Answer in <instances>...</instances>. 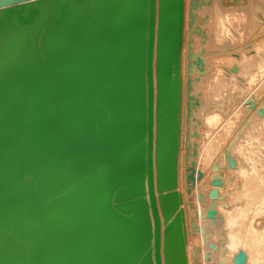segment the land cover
I'll use <instances>...</instances> for the list:
<instances>
[{"label":"water","instance_id":"water-1","mask_svg":"<svg viewBox=\"0 0 264 264\" xmlns=\"http://www.w3.org/2000/svg\"><path fill=\"white\" fill-rule=\"evenodd\" d=\"M185 0H0V264H189Z\"/></svg>","mask_w":264,"mask_h":264},{"label":"rangeland","instance_id":"rangeland-1","mask_svg":"<svg viewBox=\"0 0 264 264\" xmlns=\"http://www.w3.org/2000/svg\"><path fill=\"white\" fill-rule=\"evenodd\" d=\"M202 3L208 9L207 25L211 29L219 23L220 16L228 17L225 27H231L236 35L225 38L230 52L239 56L240 50L254 47L255 51L252 65V61L244 59L236 71L227 66L231 76L225 91L218 94L216 104L211 100L216 81L209 80L214 73L208 69L202 76L194 77L193 87L199 90L191 101L195 108L191 127L194 122L196 142L190 147L196 152L192 163L195 181L189 185L188 198L194 231L191 243L198 250L194 261L196 264H264V0H201ZM201 22L204 24L206 20ZM200 34L199 37L203 36V32ZM190 36L198 51H213L211 36L202 40L195 33ZM253 65L258 68V74L248 81L244 77H250ZM212 115L217 120L209 121ZM213 189L216 194L211 192ZM253 229H259V233L255 235ZM248 234L252 239L263 235L257 239L262 240L261 250L256 247L261 240L256 243L248 239ZM248 242L255 244L251 245L256 248H253L256 254ZM250 252L252 256L255 254L251 258Z\"/></svg>","mask_w":264,"mask_h":264},{"label":"bare ground","instance_id":"bare-ground-1","mask_svg":"<svg viewBox=\"0 0 264 264\" xmlns=\"http://www.w3.org/2000/svg\"><path fill=\"white\" fill-rule=\"evenodd\" d=\"M204 14H205V16H204ZM202 17H205V19H202ZM207 17H208V9H207V7H205V5L203 3L201 4V0H185V28H184V45H183V54H182L183 111H182L181 150H180V155H179V191L181 192L182 197H183L182 207L185 211V218H186V227H187V234H188L187 252H188L189 264H196V262L194 261V258H195L194 256L196 255V252L198 251V250L197 251L195 250V247H192V243H191V235L193 234L194 231L192 229V218H191L192 211H191V207H190L189 199H188L189 198V185L194 184V181H195V176H194V173L192 171V168H193L192 163L195 162L196 152H194L195 151L194 148L192 150L190 148L191 145L194 142H196L195 137L193 135V133L195 132V130H194L195 123L194 122H193V128L191 127V121H193V117L195 114V108H194V105L191 101H192L193 96L195 97V95H196L195 93H199V90H196L195 87H193L196 84L194 82V77L196 75L202 76L203 73L206 72L208 69L212 73H214L211 77H209V80L216 81V82H214L215 84L212 85V90L215 91L214 92L215 94L211 97V100H213V103L216 104V101L218 99V94H220L221 91H225V87L227 86V83L229 82L228 81L229 76H231V74L228 75L229 71L227 70V66H232L234 68V70L236 71L241 66L242 61L244 59H245L244 60L245 62L252 61L250 63V65H252L254 63L253 53L255 51L254 47H250L249 51L244 49L243 52H241V50H240L241 55H239V56L234 55L232 52H230V50L227 48L228 45H226V43H225L226 36H228V37L232 36V37L236 38L235 31L231 30V27H228V28L225 27V20H229L228 17H226V19H225V16H220L221 18L219 19V23L217 25H215L213 29H211L207 25V22H209ZM205 20H206V22H205ZM201 21H204L205 23L202 24ZM200 30L201 31L203 30L202 31L203 36H201V37H199V35H202V34H200V33H202V32H200ZM194 33L197 35V38H200L201 40L204 39L205 36L206 37L208 35L211 36L212 45H213V49H211V50H213V51H211L210 53L209 52L204 53L200 50L198 51V49L192 43V36H190V34H194ZM254 66L255 65H253L251 67L250 72H252V74H250V77L245 76L244 79H246L248 81L249 80L253 81L255 79L256 75L258 74L257 73L258 68H255ZM262 71H264V68L262 69ZM217 103H218V101H217ZM209 118H210L209 121L217 120L216 115H212ZM262 119H264V118H262ZM191 128H192V130H191ZM229 157H231V156H229ZM232 159L233 158L231 157V160ZM234 162L232 164H234ZM237 164H239V163L237 162ZM235 165H236V162H235ZM228 166L230 168L232 167L230 165H228ZM238 167H240V166H238ZM232 168H234V167H232ZM235 168H237V166ZM244 170H246V169H244ZM242 172H244V171L242 170ZM242 177H244V175ZM263 182H264V180H263ZM215 190L217 191V189H215ZM211 192H214L216 194L214 189ZM214 193H211V194L213 195ZM263 203H264V200H263ZM231 218H232V216H231ZM231 218H230V220L228 219L230 222L233 220V219L231 220ZM226 220H227V217H226ZM249 229H251V227ZM258 230L259 229H253L252 231H254V234L256 235L259 233ZM250 235H253V234L251 233ZM259 236H260V234H259ZM247 237H249L248 239H252V238H250L249 234ZM255 237H257V236H255ZM258 237L256 239H252V240L253 241L255 240L256 243L257 242L259 243L261 238H263V235H262V237L260 236L261 238L259 241L257 240ZM238 240L240 241L239 238H238ZM247 241H249V240H247ZM248 244H249V242L247 243V245ZM251 244L252 243L250 242L249 245L252 247V245L254 243L252 245ZM261 244H262V240L258 244L259 246L258 245L256 246V247H258L257 249L260 248ZM253 248H255V247H252V249ZM255 249H253V251ZM259 250H261V248ZM262 252H263V250H262ZM254 253L256 254V250L254 251ZM257 255H262V253L257 254ZM253 256L250 252L249 257L251 258ZM255 258H256V256H255ZM257 260H259V259H257ZM250 261H249V263H252ZM227 262H229V261H227Z\"/></svg>","mask_w":264,"mask_h":264}]
</instances>
